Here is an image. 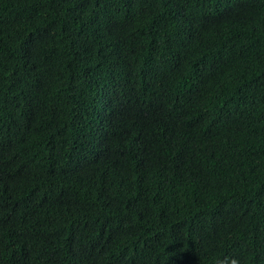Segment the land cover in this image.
I'll return each instance as SVG.
<instances>
[{
	"label": "trees",
	"instance_id": "1",
	"mask_svg": "<svg viewBox=\"0 0 264 264\" xmlns=\"http://www.w3.org/2000/svg\"><path fill=\"white\" fill-rule=\"evenodd\" d=\"M264 264V0H0V264Z\"/></svg>",
	"mask_w": 264,
	"mask_h": 264
},
{
	"label": "clouds",
	"instance_id": "2",
	"mask_svg": "<svg viewBox=\"0 0 264 264\" xmlns=\"http://www.w3.org/2000/svg\"><path fill=\"white\" fill-rule=\"evenodd\" d=\"M233 264H237V262L234 261Z\"/></svg>",
	"mask_w": 264,
	"mask_h": 264
}]
</instances>
